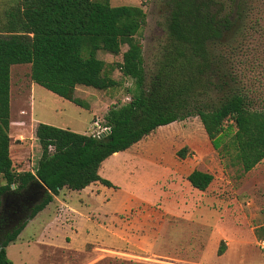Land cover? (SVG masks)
Listing matches in <instances>:
<instances>
[{"label":"rangeland","instance_id":"1","mask_svg":"<svg viewBox=\"0 0 264 264\" xmlns=\"http://www.w3.org/2000/svg\"><path fill=\"white\" fill-rule=\"evenodd\" d=\"M16 1L0 0V22L4 9ZM246 1L240 30L221 52L237 91L245 93L255 108H263L264 0ZM109 2L112 7L142 6L146 22L138 40L149 70L165 36L162 0ZM97 57L107 65L121 61L120 56L103 52ZM111 77L118 87L76 88L75 97L88 105L84 109L32 83L29 65H12L13 170L34 171L41 155L34 136L38 123L98 135L92 123L103 126L109 107L129 101L126 89L131 81L118 70ZM229 139L230 135L223 138ZM183 148L180 158L177 153ZM194 169L213 176L204 192L184 185ZM99 175L114 187L64 189L24 222L16 241L5 248L13 264H264L257 246L264 239V159L244 173L231 150L212 147L198 118L157 128L132 148L106 159ZM221 243L224 251L219 255Z\"/></svg>","mask_w":264,"mask_h":264},{"label":"trees","instance_id":"2","mask_svg":"<svg viewBox=\"0 0 264 264\" xmlns=\"http://www.w3.org/2000/svg\"><path fill=\"white\" fill-rule=\"evenodd\" d=\"M162 0L164 41L146 70L138 35L146 22L142 6L112 7L109 0H17L0 22V206L2 196L39 182L44 198L33 219L60 191H82L92 184L113 188L99 175L103 162L128 150L157 128L191 117L199 119L215 150L232 151L246 173L264 159V107L255 108L237 91L222 49L240 30L246 0ZM126 46V50L122 48ZM98 52L120 56L107 65ZM29 65V79L54 95L88 109L75 97L77 87L105 91L119 86L113 70L131 81L129 101L108 108L107 133L78 134L43 123L34 136L41 149L34 171L16 173L9 154L10 68ZM226 123V124H225ZM230 135L228 142L223 138ZM185 149L177 156L183 158ZM204 192L210 173L192 170L186 177ZM23 223L0 245V264H13L5 248ZM264 230V229H263ZM224 251L221 243L218 254Z\"/></svg>","mask_w":264,"mask_h":264},{"label":"flooded vegetation","instance_id":"3","mask_svg":"<svg viewBox=\"0 0 264 264\" xmlns=\"http://www.w3.org/2000/svg\"><path fill=\"white\" fill-rule=\"evenodd\" d=\"M3 199L0 206V245L4 239L18 229L30 216L33 208L44 198L42 190L35 186H27L23 191L17 192L16 186ZM37 199V203L29 208L30 199Z\"/></svg>","mask_w":264,"mask_h":264},{"label":"built area","instance_id":"4","mask_svg":"<svg viewBox=\"0 0 264 264\" xmlns=\"http://www.w3.org/2000/svg\"><path fill=\"white\" fill-rule=\"evenodd\" d=\"M92 127L96 128V130H98V135H94V136H99L100 134L107 133L109 131V128L105 127L104 125L101 126L97 121H94L92 123ZM257 246H258V248H259V250L262 253L263 258H264V239L260 240L257 243Z\"/></svg>","mask_w":264,"mask_h":264},{"label":"water","instance_id":"5","mask_svg":"<svg viewBox=\"0 0 264 264\" xmlns=\"http://www.w3.org/2000/svg\"><path fill=\"white\" fill-rule=\"evenodd\" d=\"M28 186H29V187H31V186H35L36 188L42 190L43 194H45V191H47V190L44 188V186H43L41 183H39V182L30 183ZM7 198H8V194L6 193V194H4V195L2 196V201H3V199H7ZM2 201H1V202H2ZM36 203H37V199H36V198H34V199H30V205H29V208L32 209V207H33ZM1 206H3V204H1Z\"/></svg>","mask_w":264,"mask_h":264},{"label":"crops","instance_id":"6","mask_svg":"<svg viewBox=\"0 0 264 264\" xmlns=\"http://www.w3.org/2000/svg\"><path fill=\"white\" fill-rule=\"evenodd\" d=\"M90 108H91V107H90ZM174 123H175V122H174ZM171 124H173V123H171ZM169 125H170V124H169ZM60 128H61V127H60ZM66 130H67V129H66ZM82 134H85V132L82 133ZM132 147H133V146H132ZM132 147H131V148H132ZM129 149H130V148H129ZM202 172H203V171H202ZM189 173H190V172H189ZM189 173H188V174H189ZM207 173H208V172H207ZM188 174L186 175V177L188 176ZM211 175H212V174H211ZM186 177L184 178V185H188V184H189V183L187 182V180H186ZM87 188H88V187H87ZM87 188H85V189H87ZM85 189H83L82 191H84ZM82 191H81V192H82ZM55 198H56V197H55ZM53 201H54V199H53ZM53 201H52V202H53ZM52 202H51V203H52ZM51 203H50V204H51Z\"/></svg>","mask_w":264,"mask_h":264}]
</instances>
